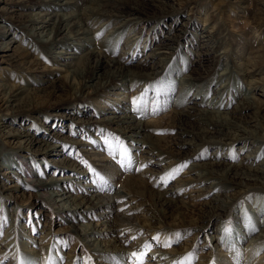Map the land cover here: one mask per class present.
Returning <instances> with one entry per match:
<instances>
[{"label":"rangeland","instance_id":"1","mask_svg":"<svg viewBox=\"0 0 264 264\" xmlns=\"http://www.w3.org/2000/svg\"><path fill=\"white\" fill-rule=\"evenodd\" d=\"M114 1L119 4L118 7H112L115 12L123 11L124 7L135 6L141 15L158 16L161 13L158 8L141 6L138 4L139 0ZM161 2L165 3V6L170 4L177 7L175 0H161ZM189 3L193 4L192 11L185 12L181 20L192 15L191 21L194 27L191 26L186 29V36H189V32L194 33L196 30L204 29L205 19L213 17L211 26L218 31L217 34H226L228 37L226 45L228 48L227 61L234 71L232 81L238 84V89L235 90L243 92L251 90V96L255 99L256 104L262 103L264 105V0H190ZM11 10L14 12L11 13ZM39 11L41 10L21 8L20 0L0 1L1 18L5 23L3 24L5 28H0V42L9 43V41H13V43H10L11 50L1 55L7 57L0 58V85L24 87L31 96H34L32 99L33 104L25 102L27 97L23 96V99L0 108V139L3 142H1L2 157L0 158V164L3 163L5 158L16 159L15 162H20L23 165L22 171L35 172V175L39 174L35 178L43 180H47L49 177L64 178L70 175L72 180L66 179L63 184L75 195H79L82 190H85L82 188L83 185L90 183L94 187L93 193H104V189H99L100 186L94 185L93 182L97 180L89 177L88 173L93 174L94 171H97L98 163L95 159L109 163L111 155L116 156V154H119L120 157L117 156L115 159L116 163L113 162L115 168L117 167L125 177L145 173L144 177L148 181L147 188L149 191H143V196L137 194L134 197L125 196L118 202L119 205L126 203L122 211L132 208L130 216L137 217L135 219L136 223L144 224L146 222L147 224L144 227L146 232L122 233V238L131 235V238L122 243L124 248L136 245L132 250L136 256H133L132 251L131 254H126L125 264L146 263L152 250L163 252L166 256L171 254L172 261L170 264H182L188 257H191V264H257L258 262V264H264V244L258 247L249 244V239L257 234L261 227H264V225L255 227L257 220L263 219L264 204L261 207V214L256 216L250 212V210L255 209V205L261 198L264 200V189L256 188L246 192L243 188L233 186L227 192H224L228 196L225 200L231 201L230 206L224 213L220 214L219 220L214 219L205 222L203 219L197 220L198 216H210L211 211L208 209V203L214 194H221V191L213 190L201 193L200 190L207 183L195 184L188 181L193 178V171L186 175L189 164L205 161V158H208L216 149L221 152L228 151V158L224 159L226 164L231 163L230 161L232 163L240 161L247 152L246 147L248 145L244 141L233 142L234 144L225 147L226 150L225 148L222 150L217 147H205L198 151L200 159L188 158L187 161L182 163L170 160L167 155L162 157L157 146L151 150L149 145H152L150 143L157 137H166L170 141L171 138H174L175 142L179 140L181 144L183 141L190 139L188 135H178L176 130L170 128L155 129L146 127L145 132H143L147 136L144 138V143H134L135 141L131 143L130 140L124 139L129 134L125 135L120 132L126 124L109 123L108 120H105L112 117L116 112L118 115L123 114L124 108H128V106L131 108L137 106L140 111L145 112V115L138 119L145 123L150 119H158L166 115L174 117L175 112H179L181 108L179 106L174 107L172 104L180 93L178 79L190 74L194 79H206L212 76L210 79L217 81V77L214 75L220 72L222 67L218 65L213 70V63L203 69L194 68V66L188 67V60L191 63L194 57H191L187 52L188 49L185 48L184 52V47L180 49L173 43L172 46L176 47V55L169 66H172L171 68L175 70L172 69L171 73L166 74L172 76L171 81L172 78L175 81L173 87H168L167 93L165 92L168 95L167 101L160 100L158 97H151L150 93L148 95L147 93H139L138 95L134 93V88L114 90V94L118 91L117 93L121 95H113L112 93L96 100L94 98L88 99L87 94H83L80 98L69 99L70 96L64 91L67 74L57 63L49 61L42 49H33L32 46L34 45H32L31 39L25 35L24 31L22 32V29L20 30V26L26 17ZM168 23L172 22L167 20L166 24ZM211 26L209 25V27ZM181 27L171 30L168 33L169 36L176 38V35L182 31ZM162 29L164 28L162 27ZM147 30L143 29L145 34ZM105 34L106 31L99 33L98 39ZM179 42L184 45V40L180 39ZM121 44H119V47ZM140 46L141 44H139V48ZM259 48L263 51L258 52ZM19 58L23 62L25 61L26 66H24L26 69L24 71H20L21 68L15 61ZM138 60L139 55L129 61L127 65L132 68L137 67ZM183 63L186 65L184 68L182 67ZM251 69L256 70L257 73L248 76L246 71ZM153 82L157 83V81ZM235 90L229 92V96L234 99H229L226 105L228 110H232L241 103L239 102L241 96ZM211 94L207 95L208 99L211 98ZM146 95L147 97H145ZM189 103V105L193 104L192 102ZM32 106L35 109H32ZM194 107L198 109L203 108L204 105ZM112 108H115V110ZM253 111L252 109L234 111L229 117L246 121L255 116L254 113L251 114ZM260 114V116H264V109ZM169 117L164 119L167 120ZM185 122V127L189 131L197 130L198 125L194 124L192 119L186 118ZM132 124L135 125L136 121H133ZM175 124L177 123L175 122ZM244 125L248 127L247 123ZM21 132L28 133L35 140V143L24 142L25 137H14ZM8 134L13 135V137H8ZM6 136L7 138H5ZM110 138L115 139V142L109 140ZM20 142L22 144H19ZM48 144L57 148L51 150V155L41 154L45 149V145ZM185 146L172 147L185 155L192 154L190 148ZM104 147L112 148L116 152L109 154ZM135 147H138V149L136 150ZM254 147H259L260 159L264 157V140L256 142ZM144 152H150V154ZM96 153L98 154L97 158L94 157ZM121 155L123 159L125 157L130 159L128 165L121 160ZM147 157H151L152 160L147 161ZM133 167L136 169L134 170ZM70 169H75L82 175L76 177L74 171ZM109 170L110 167L105 171L102 169L101 172H98L101 173L100 177L94 173L98 183L101 178L108 177ZM5 171V168L0 169V208H6L5 211L9 213L2 217L4 226L0 221V241L5 236V228L8 224L15 222L18 226L16 228L18 238L13 246L14 248L11 249L15 251L13 255L18 256L19 264L22 263L24 258L29 261L33 260V264H99V261L87 256L88 252L85 244L70 231L72 221L79 224L82 220L55 212L44 200L32 197L34 189L29 186L30 183L22 181L26 178L24 174L19 173L13 177L2 175ZM108 179L109 182L111 179ZM116 182L114 180L107 184L112 190L117 191L120 190L121 186ZM8 193L10 197H4ZM11 208L18 210V213L13 217H10ZM187 212H191V214L185 217V221L191 224H187L186 227L182 226L179 230H174L172 223H165L162 217L167 215L170 218ZM216 212L218 213V210ZM240 213L242 216H240ZM150 216L155 219H143ZM169 218L166 221H169ZM96 221L93 222L96 223ZM245 221L251 222L250 224L256 229L250 232H242L245 235L236 244L226 243L225 239L230 238L236 230L234 227L244 224ZM219 227L222 229L224 236L220 241L213 240L210 235H213L212 232ZM45 232L51 233L44 237ZM176 234H179V236L177 237ZM111 237L112 235H108L106 241ZM140 241H143V243L141 244ZM169 242L170 246H166ZM2 250L0 244V264H9L13 257L7 254L2 255ZM169 251L170 253H166ZM151 258L153 262L157 259L156 256Z\"/></svg>","mask_w":264,"mask_h":264},{"label":"bare ground","instance_id":"2","mask_svg":"<svg viewBox=\"0 0 264 264\" xmlns=\"http://www.w3.org/2000/svg\"><path fill=\"white\" fill-rule=\"evenodd\" d=\"M20 2L23 9L41 10L27 16L22 22L20 30L22 29V32L24 31L25 35L31 39V43L34 45L32 46L33 49H42L47 55V59L57 63L67 74L64 91L70 96L69 99L80 98L83 94H87L88 99L94 98L96 100L112 93L113 95H121L117 93L118 91L114 94V90L134 88V93L138 95L139 93H147V95L150 93L151 97H158L160 100L167 101V89L168 87H173L175 81L173 78L171 81L172 76H167L169 74H166L171 73L173 69L171 68L172 66H169V63L172 62L171 60L176 55V47L172 46L173 43L180 49L184 47V52L185 48L188 49L187 52L191 57H194L191 63L188 60V67L194 66V68L199 67L203 69L210 63H213L214 68H212L214 70L220 65L222 67L220 72L214 75L217 77V81L211 80L212 76L206 79H194L190 74L178 79L180 93L172 104L174 107L179 106L181 108L179 112H175L174 117L166 115L169 117L167 120L164 119L167 118L166 116L158 119L149 118L150 120L145 123L142 120H138L145 115V112L140 111L137 106L138 109L128 106V108H124L125 110L123 109V114L118 115L116 112L112 117L105 120H108L109 123L126 124L120 132L125 135L128 133L129 135L124 139L130 140L131 143L134 141V143H144V138L147 136L143 132H145L146 127L155 129L170 128L176 130L178 135H188L190 139L183 141L181 144L179 143L181 141L176 140L175 142V139L171 137V141L170 139H166V137H157L150 143L152 145H149L151 146V150L157 146L162 157L167 155L170 160L176 162L184 163L188 158L198 159V151L209 146L223 150L236 141H244L248 145L246 147L247 152L236 163L230 161L231 163L226 164L224 159L228 158V151L221 152L216 149L208 158H205V161L193 163L192 165L189 164L186 175L191 171L194 173L193 178H190L188 181H192L195 184L207 183L200 190L201 193L213 190L221 191V194H214L208 203V209L211 211L210 216H198L197 220L203 219L205 222H210L214 219L219 220L220 214L224 213L231 203V201L225 200L228 196L224 192H227L233 186L243 188L246 192L255 190L256 188L264 189V157L260 159L259 147H254L256 142L264 140V116H260L264 105L262 103L256 104L255 99L251 96V90L244 92L235 90L238 89V84L232 81L234 71L231 64L227 61L228 48L226 45L228 37L226 34H217L218 31L211 26L213 17L205 19L204 29L196 30L194 33L189 32V36H186V29H189L191 26L194 27L191 21L193 17L191 15L190 19L184 18L183 20H181V17L185 12L192 11L193 4L189 3L190 0H175L177 7L170 4L165 6V3L161 2V0H139L138 4L141 6L158 8L161 12L158 16L141 15L135 6L124 7L123 11L115 12L112 10V7H118L119 4L114 0H20ZM121 6L123 7V5ZM10 12L14 11L11 10ZM1 17L0 13V28L3 29L5 28L3 25L5 23H3V18ZM167 20H170L172 23L166 24ZM140 25L142 26L139 28ZM180 26H182V31L176 35V38L169 36L168 33L171 30ZM137 29L139 30L137 31ZM143 29H148L146 34ZM102 31H106V34L98 39V35ZM163 32H165L164 35H162ZM180 39L184 40L183 46L179 42ZM10 43H13V41L11 40L9 43L0 42V58L7 57L6 55H1L11 50ZM119 44H121L120 47ZM139 44H141L140 48ZM260 49L258 52L263 51V49ZM138 55L139 64L137 67L132 68L127 65L129 61ZM15 61L21 68L20 71L26 69L25 61L23 62L21 58ZM184 64H182L183 68L186 66ZM255 73L257 72L254 69L246 71L248 76L255 75ZM162 74L163 76L161 77ZM153 81H157V83L155 84ZM230 90H235L241 96L239 97V102L241 103L232 110H228L226 107L229 99H234L229 96ZM209 93L212 94L211 98L208 99L207 95ZM23 96L27 97L25 102L33 104L32 99L34 96H31L26 88L0 85V108L23 99ZM189 102L193 104L189 105ZM201 104L204 105L203 108L197 109L194 107ZM32 109H35V107L32 106ZM112 109L115 110V108ZM249 109L254 110L251 114L254 113L255 115L249 120L245 121L229 117L234 111ZM193 112L196 113L193 114ZM186 118L192 119L193 123L198 125L197 130L191 132L185 127ZM133 121H136L135 125L132 124ZM246 123L248 127L244 125ZM11 136L13 137V135L8 134V137ZM14 137H25L24 142L35 143V140L25 132L16 134ZM135 137L138 138L134 140L133 138ZM109 140L115 142L113 138ZM1 142L2 139H0V158L2 157ZM19 144L22 143L20 142ZM182 145L188 146L192 154L185 155L172 147H181ZM54 148L57 147L51 144L45 145V149L41 154L51 155L50 152ZM104 148L109 154L116 152L112 148ZM135 149L137 150L138 147H135ZM144 153L150 154V152ZM111 156L113 158L112 161ZM111 156L109 163L95 159L98 166L96 168L97 171H94V173L100 177L101 173L98 172H101L102 169L105 171L110 167L108 177L101 178L98 183V179L94 176V173H88L89 177L97 180L93 182L94 185L100 186L99 189H104V193H93L94 187L90 183L83 185L82 188L85 190H82L79 195H75L63 184V181L66 179L72 180L70 175L64 178L49 177L47 180L35 178L39 174L35 175V172L22 171L23 165L20 162H18L19 164L15 162L16 159L5 158L3 163L0 164V169H6L2 175L13 177L19 173L24 174L26 178L22 181L30 183L28 185L34 189L33 198L44 200L55 212L57 211L68 217H76L82 220L79 224H75L72 221L70 231L85 244L88 257L99 261V264H125V255L131 254L136 245L124 248L122 243L126 239L131 238V235L129 234L122 238V233L146 232L144 227L147 224L146 222L144 224L136 223L135 219L137 217L130 216L132 208L122 211L126 203L119 205L118 202L125 196L134 197L136 194L143 196V191H148V181L144 177L145 173H137L136 176L128 175L127 177L122 175L113 163L116 157H120V155ZM94 157L97 158L98 154L96 153ZM121 160L127 165L130 163L129 158L125 157L123 159L122 157ZM146 160L151 161L152 159L151 157H147ZM70 170L74 171V176L76 175V177L82 175L75 169ZM108 178L111 179V182L116 180V184H120L121 186L120 190H112L108 185L110 183V181H107ZM35 190L37 191L35 192ZM4 197H10L9 193L5 194ZM263 204L264 200L261 198L255 205V209L250 210V212L256 216L261 214ZM5 209L0 208L2 226H4L2 217L9 213ZM10 210H12L10 217L18 213L17 209L13 210L11 208ZM217 210L218 213L216 212ZM188 214H191V212L180 213L170 218L167 215L162 217L165 223H172L174 230H179L182 226L186 227L188 226L187 224H191L185 221V217ZM240 216H242L241 213ZM168 218L169 221H166ZM143 219L152 220L155 218L150 216ZM94 220H97L96 223L93 222ZM257 221L255 227L264 225V215L263 219ZM250 223L245 221L244 224L235 226L234 229L236 228V230H234L233 235L225 239V242H228V244L238 243L245 235L242 232H250L256 229ZM16 228L18 226L15 222L8 224L5 228V236L0 241L3 248L1 251L2 255L7 254L13 257L9 264L20 263L18 256L15 257L13 255L14 249H11L14 248L13 246L18 238ZM48 233H43L44 237ZM212 233L213 235H210V238L213 240L220 241L224 236L220 227L216 228ZM108 235H112V237L106 241ZM249 240V244L254 247L264 244V227H261L258 233ZM166 253H170V251ZM155 256L157 259L153 262L151 257L154 258ZM171 258V254H167L166 256L163 252L152 250L147 258V262L144 264H170ZM31 264H33V260H31ZM135 264H140V262Z\"/></svg>","mask_w":264,"mask_h":264},{"label":"snow or ice","instance_id":"3","mask_svg":"<svg viewBox=\"0 0 264 264\" xmlns=\"http://www.w3.org/2000/svg\"><path fill=\"white\" fill-rule=\"evenodd\" d=\"M176 236L178 237L179 234H176ZM166 246H170V242L166 244ZM133 256H136V254L134 253ZM22 264H31V261H29L28 259H24L22 261ZM182 264H191V257L186 258L185 261L182 262Z\"/></svg>","mask_w":264,"mask_h":264}]
</instances>
